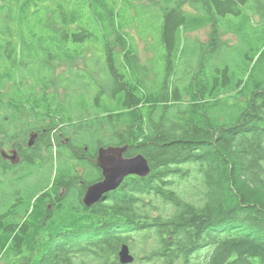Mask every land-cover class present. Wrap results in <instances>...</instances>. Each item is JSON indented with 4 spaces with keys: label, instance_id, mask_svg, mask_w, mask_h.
Segmentation results:
<instances>
[{
    "label": "trees",
    "instance_id": "1",
    "mask_svg": "<svg viewBox=\"0 0 264 264\" xmlns=\"http://www.w3.org/2000/svg\"><path fill=\"white\" fill-rule=\"evenodd\" d=\"M249 1L263 14V0H148L157 14L151 21L135 8L140 0H0V133L18 129L28 112L35 131H45L39 144L51 148L50 130L74 128L71 113L78 115L75 128L85 134L61 149L87 170L76 187L74 170L59 163L49 192L0 197V261L121 264L126 245L142 255L130 264H264V53L256 61L230 56L220 41L226 33L239 41L251 22ZM129 25L156 34L159 86L145 89L136 79ZM205 28L206 42L186 38ZM88 54L97 68L103 61L105 89L88 67L57 77L61 63L90 66ZM86 76L87 98L74 88ZM108 146H127V158L142 155L150 174L126 178L86 207V188L102 179L97 150Z\"/></svg>",
    "mask_w": 264,
    "mask_h": 264
},
{
    "label": "rangeland",
    "instance_id": "2",
    "mask_svg": "<svg viewBox=\"0 0 264 264\" xmlns=\"http://www.w3.org/2000/svg\"><path fill=\"white\" fill-rule=\"evenodd\" d=\"M258 1V0H256ZM142 2V3H140ZM140 2H137L135 5V8L138 9L141 15L144 16L146 14H149L151 21L156 20V15L154 12L149 11L150 9V3L148 0H140ZM135 4V3H134ZM260 4L263 6V9H260L261 13L258 15L253 10V4L249 1L247 4L244 5V12L245 14L249 15L250 17V23L249 26L244 29L243 32H241L238 35V40L232 36L231 34H223L220 38L222 46L231 49L230 56L235 55V51L237 53H240L241 56H247V57H253L254 61L260 58L262 54L264 53V35L262 33V30L264 29V0L263 2H260ZM131 6V5H128ZM140 6H143L144 9L140 8ZM188 6V5H186ZM116 9H118V6H114ZM152 9H155V7H151ZM190 9L189 7L187 8ZM144 10V13L143 11ZM131 13V16H135V12L133 11V8L129 10ZM127 10V12L129 13ZM263 11V12H262ZM129 13V14H130ZM134 18V17H133ZM229 19V17H227ZM232 18V23L237 22V18ZM256 27L255 31L254 28ZM125 32L130 35L133 39V47L135 49V56L137 61V72H136V79L140 81L145 89H151L154 88L155 85L159 86V83H164V69L162 67V62L159 59L160 53H156L157 49V42H156V34L152 33V29L150 31V36L147 37L145 35H142L139 31V26L136 25H129L125 29ZM254 32L258 33L259 39H254ZM210 33L209 28L201 29L195 32L188 33L186 35V38L189 42L199 41V42H206L208 40V35ZM117 49V48H115ZM218 54L220 56V53L218 51ZM96 57L92 56V54H88V57L86 58V64H90V66H87L84 64V61L82 59L77 60L73 63L64 64L61 63L56 68L57 77H62V81H65L66 78L72 79V77L68 74L69 71L72 69H75V71H81L82 75L87 70V67L90 70V73L94 78L100 79V82H103V89L106 88V81L105 76L106 73L102 70L103 68V61H100L101 67L94 66V61ZM239 61V57H237ZM229 65L233 69L234 62H230ZM81 68V70H80ZM240 74V72H237ZM65 74L66 77L63 75ZM103 74V77H102ZM88 76H86L85 81H80L76 79V82L74 84V88L77 89L76 95H81L82 91L86 89L85 84L87 83ZM66 85H68L65 82ZM110 85V84H109ZM58 85V92H59V98L61 100H64V90L62 87ZM68 88L71 89V86L68 85ZM55 90L56 88H52ZM85 93L86 98L91 97L93 95V89L88 88L83 91ZM63 95V96H62ZM81 97H76L71 104H74L76 102V99ZM87 99H84L86 101ZM87 103V101H86ZM111 106H113L111 104ZM3 111L1 112V115L7 113L8 106L3 107ZM75 111V108H73ZM99 109L103 110V106L99 107ZM15 117V116H14ZM71 118L74 119V128L70 129L69 125L62 124L60 127L63 126L62 131L59 132L58 128L56 127L53 130H50V133L48 137H50V143L52 144L51 148H47L46 145L38 144L39 147H36L34 149H29L27 154L34 159V165L27 166L26 169L21 171H16V173L12 178H0V197L5 195L4 201L7 202L9 200L10 195L13 194V192H16L18 196L21 198L26 199L27 192L33 191V188L35 187L36 195H39L41 191L43 192H49L51 183L53 181V178L55 176V171L58 169L59 163L67 164L72 170L71 176L75 177V186H78V179L82 180L83 176L87 174L86 168H81L80 166H76L73 164V162L69 161V154L67 152L63 151L61 149L64 144H68L71 138L74 137H81L85 132L82 131L81 128H75L77 126H82L81 122H83V119H81L78 115H74L71 113ZM21 121V122H20ZM20 121L16 122V127L18 126V129H12L11 133L13 134L11 138L8 141L7 146H11L12 144H19L20 142L23 143L25 139L27 140L28 147H32L34 145V140L29 145L30 142V134L35 131L36 128H38V124L34 121L33 116L28 114V112H25L24 115H20ZM25 124H24V123ZM45 123V122H44ZM101 135V134H100ZM37 145V146H38ZM27 147V148H28ZM26 148V150H27ZM86 150V149H85ZM76 163V162H75ZM29 169L34 172L32 176H29L30 178H26L29 172ZM9 176V177H11ZM20 176H22L20 178ZM21 183L22 185L19 186L18 184ZM44 189V190H43ZM38 190H41L38 192ZM63 192V191H62ZM1 206V201H0ZM10 217H6V220H9ZM14 221V220H13ZM132 257L137 258V256L140 254L138 249L130 250ZM140 256H142L140 254ZM0 264H6L4 260L0 261Z\"/></svg>",
    "mask_w": 264,
    "mask_h": 264
},
{
    "label": "water",
    "instance_id": "3",
    "mask_svg": "<svg viewBox=\"0 0 264 264\" xmlns=\"http://www.w3.org/2000/svg\"><path fill=\"white\" fill-rule=\"evenodd\" d=\"M35 137L36 135H33L30 138L29 145H31ZM127 148V146L98 148L95 164L102 173V180L86 188L82 200L86 207H91L103 199L108 193L118 189L126 178L130 176L145 178L150 174L148 162L142 155H136L132 158L124 156ZM0 153L4 159L9 158L12 164L19 161V158L15 160L16 154L9 157L1 149ZM118 259L121 264H130L133 262L134 258L129 253L128 246L123 245L120 248Z\"/></svg>",
    "mask_w": 264,
    "mask_h": 264
},
{
    "label": "flooded vegetation",
    "instance_id": "4",
    "mask_svg": "<svg viewBox=\"0 0 264 264\" xmlns=\"http://www.w3.org/2000/svg\"><path fill=\"white\" fill-rule=\"evenodd\" d=\"M1 117V116H0ZM2 117H6V116H2ZM8 117V116H7ZM7 120V119H6ZM11 128L10 126H5L4 129V134L0 133V149L5 152L6 156H12L13 154H16L15 160L19 158V161L15 164L11 163V160L9 158L4 159L0 153V178H12L16 173V171H21L26 169L27 164H26V159L27 158H31L33 161L34 159L32 157H30L27 152L29 151V149H34L37 147V145L42 141L43 139V134L45 133V131L43 130L41 133H38L36 131L32 132L30 135V138L33 135H36V137L34 138V145L32 147H28V143L27 140L25 139V141H23V143H19V144H12L11 146H7L9 139L11 138V136L13 135L11 133ZM28 147V148H27ZM27 148V150H26ZM87 159V157L85 158ZM96 166V164H95ZM97 167V166H96ZM11 176V177H9ZM22 176H20L21 178ZM81 180H79L80 182ZM82 185L83 183L80 182ZM48 209H51V206L48 205Z\"/></svg>",
    "mask_w": 264,
    "mask_h": 264
}]
</instances>
